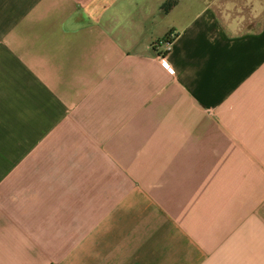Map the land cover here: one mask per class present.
<instances>
[{
  "label": "crops",
  "instance_id": "obj_1",
  "mask_svg": "<svg viewBox=\"0 0 264 264\" xmlns=\"http://www.w3.org/2000/svg\"><path fill=\"white\" fill-rule=\"evenodd\" d=\"M166 1L0 0V264H264V0Z\"/></svg>",
  "mask_w": 264,
  "mask_h": 264
},
{
  "label": "trees",
  "instance_id": "obj_2",
  "mask_svg": "<svg viewBox=\"0 0 264 264\" xmlns=\"http://www.w3.org/2000/svg\"><path fill=\"white\" fill-rule=\"evenodd\" d=\"M179 0H167L166 2H164L161 6V10L163 12V14H168L177 4H178ZM174 38H172V33H170L167 37H165L162 40H159L155 46L158 48L160 47V45H162L161 43H167V44H172Z\"/></svg>",
  "mask_w": 264,
  "mask_h": 264
},
{
  "label": "built area",
  "instance_id": "obj_3",
  "mask_svg": "<svg viewBox=\"0 0 264 264\" xmlns=\"http://www.w3.org/2000/svg\"><path fill=\"white\" fill-rule=\"evenodd\" d=\"M172 38H173V36H172ZM161 44L162 45H160V47L163 48V53H161L160 56L163 59V58H165L166 53L170 50L171 44H167V43H161ZM163 63H164L165 66L168 67V65L166 64V62L164 60H163ZM169 70L172 71L171 68H169Z\"/></svg>",
  "mask_w": 264,
  "mask_h": 264
},
{
  "label": "rangeland",
  "instance_id": "obj_4",
  "mask_svg": "<svg viewBox=\"0 0 264 264\" xmlns=\"http://www.w3.org/2000/svg\"><path fill=\"white\" fill-rule=\"evenodd\" d=\"M222 8H223V7H222ZM223 9L225 10L224 12H226V13L230 12V17H231V18H235V19L238 18V17L236 16V14H239V12H238V11L236 12L235 9H234V10H233V9L229 10V8H223ZM239 18H240V17H239ZM252 20H253V19H249V22L252 21ZM242 25H243V24H242Z\"/></svg>",
  "mask_w": 264,
  "mask_h": 264
}]
</instances>
